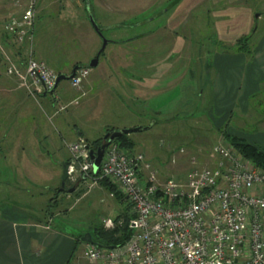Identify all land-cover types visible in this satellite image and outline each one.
<instances>
[{"label":"rangeland","instance_id":"1","mask_svg":"<svg viewBox=\"0 0 264 264\" xmlns=\"http://www.w3.org/2000/svg\"><path fill=\"white\" fill-rule=\"evenodd\" d=\"M87 1L35 0L29 42L0 32V207L27 212L75 234L78 241L89 233L95 242V228L110 230L102 220L123 215L127 202L108 180L113 190L87 180L64 200L55 197L70 142L101 138V144L107 131L150 125L125 134L130 145L115 142L142 153L160 180L183 183L192 169L214 163L212 147L228 141L225 133L240 138L244 133L252 141L261 136L264 141V95L252 98L241 115L213 105L209 54L228 45L196 22L173 31L167 18L174 0ZM246 5L254 16L261 13L254 28L263 29L264 0H247ZM27 7V0L19 6L1 2L0 22L21 18ZM91 14L111 40L99 55L96 82L87 81L89 68L78 88L62 80L52 95L43 96L26 76L27 62H43L56 76L88 64L102 45L90 24ZM12 64L21 75L8 72ZM138 88H145L141 98ZM83 248L77 247L73 264H96L88 262Z\"/></svg>","mask_w":264,"mask_h":264},{"label":"built area","instance_id":"2","mask_svg":"<svg viewBox=\"0 0 264 264\" xmlns=\"http://www.w3.org/2000/svg\"><path fill=\"white\" fill-rule=\"evenodd\" d=\"M25 1L0 3L19 6ZM27 2L21 18L10 16L0 22V32L20 43L33 38L35 0ZM89 70L79 68L71 84L78 88ZM13 71L21 75L14 64L8 68L9 73ZM26 76L43 92L50 90L56 79L43 62L33 59L27 62ZM90 149L93 147L84 138L69 143L66 181L76 187L87 180L92 181L91 186L102 180L114 183L128 205L131 235L116 247L86 243L88 262L264 264V169L230 142L224 139L215 144L214 163L192 169L183 183L174 178L160 180L142 153L127 151L115 141L104 147L94 171ZM102 221L107 229L124 223L122 217Z\"/></svg>","mask_w":264,"mask_h":264},{"label":"crops","instance_id":"3","mask_svg":"<svg viewBox=\"0 0 264 264\" xmlns=\"http://www.w3.org/2000/svg\"><path fill=\"white\" fill-rule=\"evenodd\" d=\"M246 1L179 0L167 18L173 31L196 22L198 26H208L209 35L228 45L213 51L211 57L209 54V87L213 105L219 110L237 111L240 115L250 108L252 98L264 95V28H254L261 13L254 16V9L246 5ZM245 36H249V52L234 47L237 39ZM100 67L101 61L98 60L87 81L96 82L93 76L100 73ZM139 71L142 72V67ZM144 92L145 88L136 89L140 98ZM240 136L264 147L261 136H256L254 141L244 133ZM76 190L78 188L55 197L62 200L64 195L71 196ZM35 218L27 212L0 207V264H73L74 253L77 247H84L83 242L78 241L75 234Z\"/></svg>","mask_w":264,"mask_h":264},{"label":"trees","instance_id":"4","mask_svg":"<svg viewBox=\"0 0 264 264\" xmlns=\"http://www.w3.org/2000/svg\"><path fill=\"white\" fill-rule=\"evenodd\" d=\"M177 2H175V0H174V2L172 3V6L174 4H176ZM248 44H249V36L241 37V38L237 39L235 48L237 50L249 52V45ZM101 54H102V52L100 53V55ZM224 135L228 139L230 144L234 147L235 150H237L242 155H244L245 157L252 160L254 163H256L262 169H264V150L260 149L255 144L250 143L249 141L245 140V138H240L237 136L228 135L226 133ZM125 138H126V135L124 134V135H121V136L113 139L112 141L118 140L122 145H125V143L130 145ZM100 141H101V138L96 139L92 142H89V145H91V147H93V149H95L99 145ZM100 184L104 185L109 190H113L112 187H109L106 180H102L100 182ZM117 195L119 197H121V195L118 192H117ZM120 217H122L124 219V223L120 227L117 226V227H114L113 229H110V230H103L102 228H95L94 234H95V237L97 239L95 242L98 246L116 247L118 245L123 244L130 237L131 230L128 227L130 215L128 214V212H126L123 215L118 216L117 218H120ZM117 218H115V219H117ZM77 239H79V238L77 237Z\"/></svg>","mask_w":264,"mask_h":264},{"label":"water","instance_id":"5","mask_svg":"<svg viewBox=\"0 0 264 264\" xmlns=\"http://www.w3.org/2000/svg\"><path fill=\"white\" fill-rule=\"evenodd\" d=\"M177 1H179V0H175V2H177ZM159 15H160V13H159ZM88 17H89V21H90V24L92 25L93 29L95 30V32H97V34L102 39V45H101L100 49L98 50L96 56L94 58H92L88 62V64H86L84 66L76 64L75 66H73L70 74H68V75L63 74V73L58 74L56 76L53 87L50 90H45L43 92V96H46L47 94L52 95L54 93L55 89L57 88L59 82L62 80H70L75 75V72L79 68H81V67H88V68L96 67L98 64V58H99L100 53L103 52L104 49L106 48L107 44L109 42H111V40H109L103 36L101 29L99 28V26L94 21L92 14L89 15ZM148 127H150V125H148V126H135V127H131V128H123L120 130L107 131L102 137L103 142L101 144H99V146L96 148V150H94V149L89 150V156L94 161V164H93L94 171H96L98 169L99 163H100V160L102 157L103 149L110 141H112L113 139H115L121 135L129 134L132 132H139L141 130L147 129ZM75 189H76L75 185L67 186V184H66V170H65V168H63L61 178H60V186L56 189V194H60L61 192L72 193V192H74ZM81 241L97 245L96 242H94L92 240L91 235L89 233L84 234V236L81 237ZM107 247L109 248L111 246H107Z\"/></svg>","mask_w":264,"mask_h":264}]
</instances>
